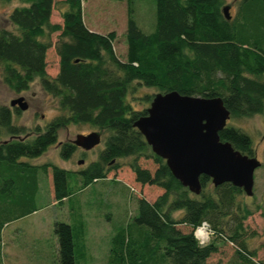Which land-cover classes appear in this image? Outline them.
I'll use <instances>...</instances> for the list:
<instances>
[{
	"label": "trees",
	"instance_id": "16d2710c",
	"mask_svg": "<svg viewBox=\"0 0 264 264\" xmlns=\"http://www.w3.org/2000/svg\"><path fill=\"white\" fill-rule=\"evenodd\" d=\"M15 1L22 6L11 9L6 17L15 31L0 29V80L19 94L38 78L41 90L56 100L58 114L43 129L36 126L27 132L12 124L19 110L0 104V136L1 130L8 136L0 142V180L7 193L14 192L12 177L22 190L34 186L36 179L30 172L41 168L53 200L62 203L69 196L68 171L50 164L18 162L23 157L37 159L51 146L57 147L62 159H69L75 147L58 142L57 132L69 125H87L108 136L97 160L74 172L82 179L81 188L106 179L109 173L116 177L118 160L131 158L128 169L134 185L139 191L144 187L158 191L151 201L143 196L136 199L132 223L110 239L108 264H257L253 251L247 249V235L253 233L243 225L251 213L240 199L242 191L229 183L213 187L207 177L200 176V192L191 194L172 177L164 161L151 153L133 123L146 115L155 94L169 92L219 97L230 118L261 113L264 0L236 1L237 11L229 20L222 15V0H153L154 26L147 34L136 25L127 0L124 59L114 53L113 32L99 34L85 27L82 0H63L61 24L50 23L53 0ZM53 33H57L53 48L58 61L57 73L50 78L45 74V58ZM137 86L156 91L151 97L135 99L147 107L137 109L127 98ZM218 137L241 154L254 157L250 139L240 129L225 126ZM139 158L151 159L154 169L142 168ZM201 223L211 232L203 246L193 235ZM129 227L136 232L130 233ZM52 231L57 264H74L71 226L54 222ZM146 238L158 243L152 253H147ZM212 240L233 247L234 259L211 260L217 252Z\"/></svg>",
	"mask_w": 264,
	"mask_h": 264
},
{
	"label": "rangeland",
	"instance_id": "374dc122",
	"mask_svg": "<svg viewBox=\"0 0 264 264\" xmlns=\"http://www.w3.org/2000/svg\"><path fill=\"white\" fill-rule=\"evenodd\" d=\"M129 1L138 28L145 34L152 32L153 0ZM53 2L50 23L61 24L63 0H53ZM126 2L127 0H82L81 2L85 27L99 34L113 32L115 34L113 50L119 59H124L125 54L123 33ZM222 2L224 6H229L228 13L234 18L239 1L236 3L232 0H222ZM21 6L22 4L15 0L0 1V29L15 31L6 21V17L11 9ZM56 35L57 33H53L50 36L52 46L47 50L45 58V74L50 78L57 73L58 59L53 48ZM155 93L154 89L137 86L127 98L129 101H134L135 108L139 109L148 105L143 102L140 104L135 99L142 95L151 97ZM17 97L25 99L28 109L13 114L12 124L23 127L27 132L32 131L36 126L43 129L58 114L56 100L41 90L38 78L29 84L27 90L19 94L12 93L0 80V104L8 106V102ZM225 126L240 129L249 137L254 157L260 162V167L253 174V195L247 197L242 194L240 199L251 213L243 222L246 231L253 233L247 235V249L253 251V259L257 264H264V102L261 113L246 118L229 117ZM91 132L99 133V143L86 152L75 149L67 160L60 157L56 146L49 147L37 159L24 157L19 159L18 163L50 164L69 172L67 175L69 196L62 203L58 204L53 200L49 192L48 178L41 168L33 173L28 171L36 182L34 181V186L26 187L24 190L20 189L17 180L12 177L13 195L7 193L5 182L0 180V264H57V249L52 231L54 222L71 226L74 264H108L110 239L132 223L136 216V199L143 196L144 199L151 201L157 195L158 191L155 188L144 187L139 191L134 185L128 169L131 158L118 160L116 177L109 173L106 179L81 188L82 179L74 172L84 170L89 163L97 160L108 132L103 133L87 125H69L57 132V141L68 143L74 140L76 135H87ZM4 140H8V136L1 130L0 142ZM79 161L82 163L79 164ZM138 164L150 171L154 169L151 159L139 158ZM21 192L24 194L21 195ZM174 216H177V213ZM130 230V233L136 232L134 227ZM145 231L147 237L149 232ZM146 240L147 253H152L151 248L158 243L148 238ZM212 242L217 252L211 256V260L228 262L234 259L233 247L218 240Z\"/></svg>",
	"mask_w": 264,
	"mask_h": 264
},
{
	"label": "water",
	"instance_id": "95a60500",
	"mask_svg": "<svg viewBox=\"0 0 264 264\" xmlns=\"http://www.w3.org/2000/svg\"><path fill=\"white\" fill-rule=\"evenodd\" d=\"M228 11L229 6L222 7L225 20L230 18ZM9 106H16L20 111L27 108L22 97L11 100ZM229 117L219 97L200 98L169 92L155 94L146 115L137 119L133 127L151 153L164 161L172 177L191 194H199V177L205 176L213 187L229 183L250 197L253 174L260 162L219 140L218 132L225 128ZM99 140V133L91 132L76 135L70 143L86 152Z\"/></svg>",
	"mask_w": 264,
	"mask_h": 264
},
{
	"label": "built area",
	"instance_id": "2783aa9c",
	"mask_svg": "<svg viewBox=\"0 0 264 264\" xmlns=\"http://www.w3.org/2000/svg\"><path fill=\"white\" fill-rule=\"evenodd\" d=\"M194 238L201 246L206 245L211 238V232L206 223H201L193 231Z\"/></svg>",
	"mask_w": 264,
	"mask_h": 264
},
{
	"label": "flooded vegetation",
	"instance_id": "af4514ba",
	"mask_svg": "<svg viewBox=\"0 0 264 264\" xmlns=\"http://www.w3.org/2000/svg\"><path fill=\"white\" fill-rule=\"evenodd\" d=\"M17 98H18V97H17ZM22 98H23V97H22ZM14 99H16V98H14ZM11 100H13V99H11ZM11 100H10V101H11ZM10 101H9V102H10ZM23 101H24V102L26 103V105H27V108H26V110H27V109H28V104H27V102L25 101L24 98H23ZM9 102H8V107H9L10 109H18L16 106H15V107H10V106H9ZM18 110H19V109H18ZM26 110H25V111H26ZM19 112H20V110H19ZM74 147H75V146H74ZM75 149H79V148L75 147ZM79 150H81V149H79ZM81 151H82V150H81ZM83 152H84V151H83Z\"/></svg>",
	"mask_w": 264,
	"mask_h": 264
},
{
	"label": "crops",
	"instance_id": "0c3cea01",
	"mask_svg": "<svg viewBox=\"0 0 264 264\" xmlns=\"http://www.w3.org/2000/svg\"><path fill=\"white\" fill-rule=\"evenodd\" d=\"M32 165H35V163L34 164H32ZM38 165V164H37ZM54 241H55V244H56V240L54 239Z\"/></svg>",
	"mask_w": 264,
	"mask_h": 264
}]
</instances>
